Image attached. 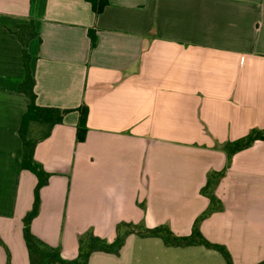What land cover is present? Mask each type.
<instances>
[{
    "label": "crops",
    "instance_id": "1",
    "mask_svg": "<svg viewBox=\"0 0 264 264\" xmlns=\"http://www.w3.org/2000/svg\"><path fill=\"white\" fill-rule=\"evenodd\" d=\"M29 18L39 35L29 45L36 104L73 110L45 138L46 125L30 124L29 135L46 127L34 158L51 174L32 232L67 260L80 234L111 243L121 222L189 236L209 205L200 193L208 173L226 163L220 146L264 128V0H108L98 15L86 0H0V264L8 253L11 264H30L23 218L37 178L21 168L28 100L10 32ZM216 195L224 210L202 223L203 235L235 264L263 261L264 141L233 156ZM129 237L118 256L90 264H142Z\"/></svg>",
    "mask_w": 264,
    "mask_h": 264
},
{
    "label": "trees",
    "instance_id": "2",
    "mask_svg": "<svg viewBox=\"0 0 264 264\" xmlns=\"http://www.w3.org/2000/svg\"><path fill=\"white\" fill-rule=\"evenodd\" d=\"M35 0H31L34 2ZM93 8L96 15L100 14L108 5V0H86ZM14 34L20 45L22 55V66L24 69V78L18 84V92L23 94L28 100L27 111L23 116L19 134L22 139V156L21 168L29 170L37 178V184L34 189V203L32 209L23 218V237L29 254L30 264H90L91 258L95 254H112L118 256L124 246L126 237L132 234L142 238H158L161 239L167 246L191 247L202 246L206 249L218 252L226 264H235L233 257L225 245L217 244L209 241L201 231L202 223L211 217L214 213L224 210L223 202L217 197L216 190L223 178L226 176L230 168L233 156L249 147L257 141H264V128L254 129L245 137L229 141L222 144L221 150L226 154V163L220 170H211L207 175V181L201 188V195L209 200V205L193 222L191 234L185 237L175 235L168 225H159L152 228H147L143 223H128L121 222L116 225L117 237L114 242H108L106 239L96 236L90 229L78 236L79 254L73 260L64 259L60 247H52L41 239H39L31 230L33 220L38 216L41 207L40 192L45 187L51 174L46 172L41 164L35 161L36 140L29 138V127L33 122L42 123L47 126V130L43 138L49 136L52 128L63 123L67 114L73 110L46 108L36 104L37 94L35 92V77L31 66V55L29 45L31 41L38 38L35 20L29 18L25 23L16 27L15 30H10ZM92 47L96 46L97 39L90 32ZM79 112L80 118L77 125V141L85 140L87 125L86 119L88 109L81 106L76 109ZM146 211L145 203L140 205ZM0 244H4L0 238ZM8 252V251H7ZM8 264L10 263V255L8 253ZM264 264V260L257 263Z\"/></svg>",
    "mask_w": 264,
    "mask_h": 264
},
{
    "label": "rangeland",
    "instance_id": "3",
    "mask_svg": "<svg viewBox=\"0 0 264 264\" xmlns=\"http://www.w3.org/2000/svg\"><path fill=\"white\" fill-rule=\"evenodd\" d=\"M37 126L33 127L29 135L32 140H35L40 133L43 134L46 130V127H44L41 131H38ZM128 237H126V240ZM129 238L128 246L134 249L135 244L136 248L141 250L142 255L139 257L142 264H226L218 252L205 249V247L193 246L190 249H182L176 248L177 246L166 247L161 239L140 240L136 235Z\"/></svg>",
    "mask_w": 264,
    "mask_h": 264
}]
</instances>
